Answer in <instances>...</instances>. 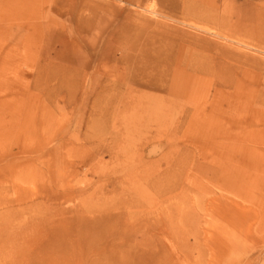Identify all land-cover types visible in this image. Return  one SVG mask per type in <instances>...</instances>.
<instances>
[{"label": "rangeland", "instance_id": "374dc122", "mask_svg": "<svg viewBox=\"0 0 264 264\" xmlns=\"http://www.w3.org/2000/svg\"><path fill=\"white\" fill-rule=\"evenodd\" d=\"M201 4L0 0V264H264V6Z\"/></svg>", "mask_w": 264, "mask_h": 264}, {"label": "bare ground", "instance_id": "6f19581e", "mask_svg": "<svg viewBox=\"0 0 264 264\" xmlns=\"http://www.w3.org/2000/svg\"><path fill=\"white\" fill-rule=\"evenodd\" d=\"M221 0H200L202 7H205L207 9H210L212 7L217 6V4L220 2ZM236 0H228V2H230L232 4L233 10H230V12H232V15L234 16V18L236 19L235 21V25H233L234 29H236L234 31V29L232 30H223V36L228 38L229 33L235 34L237 32V29L239 26H241L242 22H247V21H251L252 18H254V16H257V9L256 8H260L257 7L258 5L260 6H264L263 2L258 1V4L255 3V1L257 0H243V3L238 6L237 3H235ZM180 2V1H179ZM183 2V1H182ZM196 2V1H195ZM222 2H224V0H222ZM197 3V2H196ZM195 3V4H196ZM239 3V2H238ZM176 5V4H175ZM228 5V4H227ZM174 6V5H173ZM183 6V5H182ZM175 7V6H174ZM214 9V8H213ZM215 10V9H214ZM256 10V11H255ZM178 11V10H177ZM182 12V11H181ZM217 13V12H216ZM181 14V13H180ZM179 15V14H177ZM180 16V15H179ZM229 17V16H228ZM231 18V17H229ZM202 22L205 23H209L210 20H213V15L209 14L206 16H203L200 19ZM237 27V28H236ZM215 34V33H214ZM230 37V36H229ZM150 85H153L152 83L149 82ZM238 99V98H237ZM204 101V100H203ZM144 150V149H143ZM143 158V157H142ZM118 182V181H117ZM115 186V185H114ZM127 193V192H125ZM129 194V193H128ZM126 195V194H125ZM123 196V195H121ZM125 199V198H124ZM122 204V203H121ZM125 210V209H124ZM131 216V215H130ZM142 225V224H141ZM145 225V224H144ZM145 228V226H144ZM134 232V231H132ZM52 236H50V240H51ZM124 238H121V242H119L117 245H115L113 247V251L117 254H119L122 258H124L125 260H130L133 263H137V264H144V252L143 251H138L137 248H139L140 250H143L145 247V245L147 244L146 242V237L145 234H143L141 236L140 241H134L133 243H129L127 244L124 240ZM131 244V245H130ZM45 250H43L42 256H44V258H41V263L40 264H48L46 263V259L50 257V252H48L47 248H44ZM104 257H109L111 259H113V253L111 252V256L108 255L106 256L103 252H99L97 254V259L98 261H100L101 259H103ZM34 257H32L33 259ZM97 263V264H101Z\"/></svg>", "mask_w": 264, "mask_h": 264}]
</instances>
